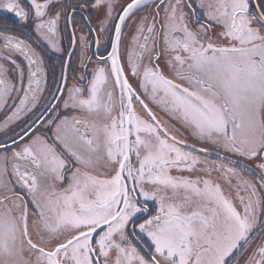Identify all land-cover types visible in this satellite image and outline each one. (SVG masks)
Listing matches in <instances>:
<instances>
[{
  "label": "snow or ice",
  "instance_id": "6c2138e0",
  "mask_svg": "<svg viewBox=\"0 0 264 264\" xmlns=\"http://www.w3.org/2000/svg\"><path fill=\"white\" fill-rule=\"evenodd\" d=\"M0 13V264H264V0Z\"/></svg>",
  "mask_w": 264,
  "mask_h": 264
},
{
  "label": "flooded vegetation",
  "instance_id": "af4514ba",
  "mask_svg": "<svg viewBox=\"0 0 264 264\" xmlns=\"http://www.w3.org/2000/svg\"><path fill=\"white\" fill-rule=\"evenodd\" d=\"M12 23V17L11 16H7L5 17L4 14L0 13V23ZM53 62L55 63V57L53 58ZM59 72V69H57V73Z\"/></svg>",
  "mask_w": 264,
  "mask_h": 264
}]
</instances>
